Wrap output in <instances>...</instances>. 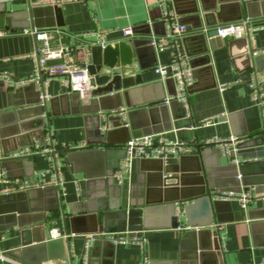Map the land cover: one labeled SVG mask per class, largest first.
<instances>
[{"label": "crops", "instance_id": "obj_1", "mask_svg": "<svg viewBox=\"0 0 264 264\" xmlns=\"http://www.w3.org/2000/svg\"><path fill=\"white\" fill-rule=\"evenodd\" d=\"M38 1L0 0V113L20 108L10 104V93L18 86L16 82L30 78L34 72L32 53L37 41L24 29H61L63 33L56 41L72 45L75 60L81 64L87 63L89 47L98 45V33L105 31L107 42L103 48L108 49L109 59L132 80L136 75L142 78L141 84L133 83L131 96L123 97V105L117 108L126 109V119L122 118L121 122L128 123L131 138L154 134L187 143L192 151L185 154L187 157L182 165L191 169L196 166L194 158L199 154L196 143L215 135L243 138L246 133L256 136L264 130V106L261 110L248 86L251 74L263 69L264 60L256 64L255 69L250 65L246 44L240 38L207 36L211 29L247 18L249 52L251 46L254 54H262L264 0H171L173 23L186 25V30L168 41L163 51L154 50L146 41L149 35L142 32L151 26L153 37L164 26V10L159 0H55L45 4ZM31 8L29 17L11 15L27 14ZM126 27L137 31L127 37L122 32ZM176 49L189 60L193 70L194 84L188 91L189 103L185 106L187 114L180 101L165 103L174 92V84L163 80L155 71L160 63L170 61ZM228 82L230 85L220 90L219 86ZM37 84L40 87L38 81ZM66 91L61 75L50 78L46 87L50 97ZM111 103H119V99H112ZM58 108L63 110L64 104H58ZM107 113L99 115L104 118ZM8 117H2L6 131L0 129V166L6 172V180L0 182V252L4 255L0 257V264H23L9 258L11 250L25 243L40 244L37 242L43 239L59 242L52 250L54 254L63 245L65 253L74 257V264H139L146 258L149 264H189L187 255L191 242L187 231L205 226L214 238H219L216 255L209 256L208 264L220 259L224 264L264 260V192L252 191L253 199L246 208L237 200H232V208L228 203L214 208L206 194H196L200 187L194 184L197 173L188 170L182 174L180 170L178 174L188 181L190 195L178 202L184 207L181 214L178 210L176 213L182 216V225L176 228L153 226L143 230L141 236L129 228L121 231L122 212L128 207L127 192L137 184L141 172L136 161L125 183L116 182L114 173L125 156V148L124 145L98 143L99 138L93 131L100 120L98 116L83 112L51 115L50 128L46 123L43 129L44 143L30 138L29 134L28 137L23 133L13 134L7 126ZM30 140L32 144L29 145ZM52 143L53 152L27 155L26 161L8 169L2 166V159L13 158L21 149H36L37 145L49 147ZM54 153H57L56 160ZM182 155L170 157L167 164H181ZM207 159L206 169L211 180H219L230 173L225 156L221 163H216L212 155ZM262 159L254 157L243 162H262ZM263 167L257 166L258 169ZM54 171L58 178L53 176ZM26 183L30 186L21 189L20 185ZM61 203L65 214L60 208L46 210L42 220L39 213H31L22 216L20 222L36 223L25 228L13 226L18 212L33 205L41 208ZM54 229L60 236L52 235ZM117 236L133 238L120 243L114 240ZM134 237H140L143 243ZM40 254H43L41 249L33 255L38 258ZM54 261H41L40 264Z\"/></svg>", "mask_w": 264, "mask_h": 264}, {"label": "water", "instance_id": "obj_2", "mask_svg": "<svg viewBox=\"0 0 264 264\" xmlns=\"http://www.w3.org/2000/svg\"><path fill=\"white\" fill-rule=\"evenodd\" d=\"M30 8V7H29ZM24 13V15H13L14 18L30 16L32 8ZM161 30L156 31L154 35H163L166 33L167 25L166 21H162ZM157 25L154 24V28ZM136 32L137 29H134ZM144 34L149 35L146 38L147 43L155 50V47L151 43V35L153 29L151 26H147ZM208 37L218 36V29H211ZM246 44V50L248 58H250V65L252 64L256 69V64L264 60V52L262 54H254L252 48L249 45L250 40L247 38H240ZM108 49L105 50L101 45L90 46L88 50L87 65L88 71L91 75V90L88 94L89 97L84 98L79 95L78 92L70 91L67 89L63 94L46 97V88L44 86V77L42 75L37 81H30L23 85H18L13 92L10 93L12 99L10 104L15 107H20L17 110H11L9 112L0 113V129L6 131V124H3L2 117L9 116L7 119V126L14 134L23 133L25 137H34L44 143V126L47 123L49 126V119L51 115H59L61 113H79L83 112L87 115L98 116V125L93 129L94 135L99 139L98 143L108 145H125L131 138L130 127L128 123L121 122L122 117L109 113L110 110L117 109L123 105V97H130L131 88L133 83L139 85L142 83V78L136 75L132 80L129 74H124L120 68L114 64L108 57ZM132 70V68H131ZM263 69L260 70L262 72ZM173 83V80H168ZM261 91L264 92V83L261 85ZM118 98L119 103L111 105L112 99ZM175 102L171 103L174 105ZM187 114L186 107L182 102H179ZM58 104H64V109L58 108ZM107 115L102 118L99 113L107 112ZM111 124V125H109ZM3 125V126H2ZM87 125H90L89 122ZM107 126V129H102ZM179 127V125H175ZM245 133L242 140L237 143L236 150L231 151L229 156H225L221 149L218 147H210L196 143L199 154L196 158V166L191 169H185L183 167V160L187 157L182 155L181 164L172 165L164 163L162 159L158 158H143L137 161L139 171L141 172L137 179V184L131 186L127 192V209L123 210L122 214L124 218H121V231H126L129 228L130 231L136 232L138 235H142L141 232L150 227H180L182 225V216H177V210L183 209V205L178 202L181 199H187L188 195V181L184 179V175L178 174L180 170L182 174L191 170L196 174L194 184H199V191L196 194H206L212 200L214 208H218L219 204L228 203L232 208V200H222L215 198L214 195L223 191H235V192H264V167L258 169L259 164L264 166V130L256 136H246ZM90 138V136H89ZM32 144V140L27 142ZM26 143V144H27ZM90 143V142H89ZM56 154L54 153V159L56 160ZM209 155L216 163H221L223 156L227 159L228 168L230 173L225 177H221L219 180H211L207 174V161ZM28 156L13 157L2 159V166L4 168H10L11 166L19 165L22 161H26ZM260 157L263 158L262 162H251L247 164L243 162L248 158ZM235 159H239L240 163L235 162ZM21 160V162L19 161ZM181 166V169H180ZM119 168V167H118ZM154 171L148 173L147 171ZM166 172V173H165ZM110 175L113 172L109 173ZM250 174L252 176H250ZM240 176V177H238ZM112 181V180H109ZM121 188V186H120ZM61 188L59 187V190ZM214 194L212 193V190ZM181 191V193H180ZM195 195V194H194ZM121 196V194H120ZM61 209L65 214L64 205L60 206H44L36 207L31 206L24 212H18L17 222L13 226L25 228L36 222H20V219L24 215L31 213H39L44 216V211ZM19 219V221H18ZM43 220V218H42ZM218 221V220H217ZM216 221V222H217ZM188 240L191 250L188 252L187 258L189 264H208V258L210 255L215 257L217 247V241L219 238L213 237L212 231L208 227H198L196 230L187 231ZM135 234V233H134ZM37 243L40 244H23L20 248H14L9 254V258L18 260L23 264H40L41 261L55 260L52 264H74V257L65 253L63 245L61 250L57 253H53L55 244L59 243L52 239L40 240ZM43 251V254L36 258L33 254L36 250ZM8 259V258H7ZM215 264H224V260L215 261Z\"/></svg>", "mask_w": 264, "mask_h": 264}, {"label": "built area", "instance_id": "obj_3", "mask_svg": "<svg viewBox=\"0 0 264 264\" xmlns=\"http://www.w3.org/2000/svg\"><path fill=\"white\" fill-rule=\"evenodd\" d=\"M55 0H39L38 3H49ZM161 8L164 10V20L168 26L164 35H158L151 37V43L155 49L159 51L165 50L170 40H174L175 36L186 30L184 24H174V13L171 8V0H159ZM218 35L222 39L227 38H250V30L248 19L245 18L239 22H229L225 25L219 26ZM25 33L31 34L37 41V46L32 57L35 60V68L32 76L26 80L16 82L17 85H23L30 81H38L40 75L44 77V86L47 87L51 77L61 75L63 85L70 89V91L78 92L81 97L87 98L91 90V75L88 71L87 65L81 64L75 60V48L71 45H62L56 41V37L63 33L60 29H41L37 27L24 29ZM125 36H133L135 34L134 28L126 27L122 31ZM1 33V32H0ZM106 32L102 31L98 33L97 43L102 47L106 46ZM155 71L163 80H173L174 92L169 95L164 101L169 104L172 101H180L186 107L189 103V89L194 84L193 70L189 63V60L181 55L178 50H174L171 53L170 61L168 63H160ZM264 83V70L260 73L253 72L248 86L252 95V98L257 102L260 109L264 106V92L261 91V85ZM230 83H223L219 86L220 90L226 89ZM46 97L49 95L46 92ZM112 113L118 114L124 120L126 119V109H115ZM264 114V112H263ZM210 121H205L209 123ZM242 138L236 135H230L229 137L212 136V138L204 140L201 144L210 147H218L225 156H229L231 151L236 150V144L239 143ZM125 148V156L120 162L119 168L115 171L114 177L117 183L123 185L126 179L133 171L134 163L143 158H158L162 159L164 163L168 162L170 157H178L179 155L186 154L192 151V146L187 143L175 139H170L164 135L145 134L140 137H134L129 139L123 146ZM55 149L52 143L49 147L36 146V149L26 147L14 154V157L27 156L33 153H50ZM235 162L240 163L238 159ZM53 176L58 178L57 172L52 173ZM240 177V176H238ZM6 180V172L0 166V182ZM57 181V180H56ZM30 186V183L21 184L20 188L24 189ZM252 192H235L226 191L216 194L214 197L222 200H237L240 202L243 208H246L249 202L253 199ZM182 209H178V214H181ZM54 237L60 236L57 229L52 232ZM133 237L117 236L115 242L127 243ZM142 244L140 237H134ZM0 257L4 255L0 252ZM139 264H149L148 259H144ZM251 264H264V260L261 262H252Z\"/></svg>", "mask_w": 264, "mask_h": 264}]
</instances>
